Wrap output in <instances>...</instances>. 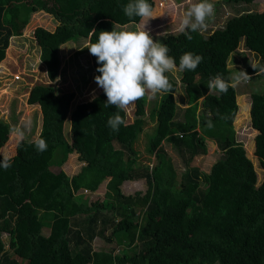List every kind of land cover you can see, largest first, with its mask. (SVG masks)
<instances>
[{
	"label": "trees",
	"instance_id": "obj_1",
	"mask_svg": "<svg viewBox=\"0 0 264 264\" xmlns=\"http://www.w3.org/2000/svg\"><path fill=\"white\" fill-rule=\"evenodd\" d=\"M158 1L147 0L153 14ZM224 1L249 5L254 0ZM128 2L0 0V61L10 48L9 38L20 35L30 12L42 11L57 22L52 32L40 27L32 32L46 78L53 84L32 86L26 100L39 105L38 136L45 139L47 150L37 151L35 139L17 141L8 146L11 167H0V264H264V72L244 68L261 83L248 94L249 125L256 132L253 155L263 171L258 185L250 160L234 138L235 89L226 94L208 89L217 73L225 79L231 76L226 61L239 44L264 67V11L230 17L210 32H188L191 40L182 33L164 37L161 43L167 44L177 67L185 52L204 59L195 71L180 72L186 104L180 120L174 100L177 83L171 78V93H159L146 114L153 122L145 150L154 164L148 169L136 165L134 149L145 125L144 98L133 104L134 118L128 121L124 110L105 106L103 90L69 112L74 93L55 86L59 46L74 39L95 42L93 29L111 31L113 24L129 23L122 11ZM88 54L94 76L99 75L95 69L100 65ZM113 112L124 120L118 132L107 126ZM9 136L0 123V149ZM206 141L216 145L220 157L205 173L190 162L206 154ZM163 142L180 158L183 169L178 173L161 148ZM72 152L82 163L79 171L72 176L54 171ZM105 179L103 200L88 205L78 201L80 190L94 192ZM137 179L144 181L143 193L121 192L124 182ZM93 238L114 244L93 251Z\"/></svg>",
	"mask_w": 264,
	"mask_h": 264
},
{
	"label": "rangeland",
	"instance_id": "obj_2",
	"mask_svg": "<svg viewBox=\"0 0 264 264\" xmlns=\"http://www.w3.org/2000/svg\"><path fill=\"white\" fill-rule=\"evenodd\" d=\"M192 2H196V0H192ZM211 2L214 4L215 8L214 15L206 21V30L200 32H205L207 30L210 32L215 28H219L228 18L237 16L246 11H264V0H254L249 5H231L224 0H211ZM154 5L157 7L153 14L154 19L148 22H141L139 20L138 23L141 25L147 23L145 25V31L149 33L154 41L158 40L162 42L166 35L179 33L176 31V28L179 25L183 11L189 5V0H161L155 2ZM56 25V21L53 20L50 15L42 11H32L27 15L26 23L21 28L20 35L14 36L8 40V46L11 49L7 47L9 49L4 52V59L2 62L3 70L0 72V91L2 89L6 91L5 94L0 93V123L6 127L10 135L8 137V142L0 149V156L3 159L9 158L11 155L8 146L17 142V138L14 137L11 132L13 128L22 127L24 131L23 141H33L38 135L41 123L39 108L37 105L30 106L26 104V93L36 84L46 85L53 84V82L47 80L44 65L38 59L39 49L32 37V31L40 27L46 31L52 32ZM86 46V39H74L62 44L58 48V69L55 86L60 89V92L74 93L72 105L87 100L102 90L94 82L95 76L90 67V59L88 50L85 48ZM257 61L259 60L252 53L244 50L242 44H239L236 52L232 53L227 58L226 63L227 68L234 73V66L237 70H244L245 66L251 68L250 64H255ZM232 72L231 75L233 74ZM166 75L177 83L174 100L179 110L176 120H180L181 110L186 107L183 99L182 87L179 84L180 72L166 73ZM16 76L18 80H15ZM254 77H251L247 83H242L234 88L237 94L235 97L237 111L232 122V127L235 141L242 145L246 158L250 160L252 164L256 176V185H258L263 178V171L259 168L257 159L253 155V138L256 133L250 128L248 115V94L261 85L260 81L254 79ZM159 97V94L154 98H149L148 96L144 97L145 114L143 118L145 120V125L134 142V149L138 154L136 165L147 167L148 169L154 164L153 158L147 155L145 150L148 138L153 133V122L146 114L149 112L154 102L157 103ZM241 107L244 108V111L241 110ZM133 110L134 105L124 110L128 121L134 118ZM63 127L65 129L67 127L66 124H64ZM161 148L169 157L174 170L177 173L181 171L183 166L176 150L164 142L161 144ZM5 150L7 152H5ZM219 157L220 152L216 145L212 141H206V154L195 156L190 162V166H194L199 171L206 173L211 164ZM79 163L77 155L72 152L67 155L65 162L59 168L54 169V171L60 169L65 175L69 176L79 171L81 165L78 166ZM105 183L106 179L100 183L94 192L78 193V195L81 196V198H78V201L80 203L82 202L84 205H88L91 202L103 200ZM120 190L123 194L128 195L137 191L143 193L145 190L144 181L142 179H137L124 182ZM41 233L45 236L48 231L44 228ZM108 233L109 229L106 230L105 235H108ZM1 239L4 243V249L7 250L6 235H2ZM113 244L114 243H111L110 245L112 246ZM110 245L101 238H93L90 242L93 251L107 250ZM117 252V250H114V254H117Z\"/></svg>",
	"mask_w": 264,
	"mask_h": 264
},
{
	"label": "clouds",
	"instance_id": "obj_3",
	"mask_svg": "<svg viewBox=\"0 0 264 264\" xmlns=\"http://www.w3.org/2000/svg\"><path fill=\"white\" fill-rule=\"evenodd\" d=\"M122 11L129 18V23L124 25L113 24L111 31L101 30L97 33L93 29L91 35H95L96 40L95 42L89 41L85 48H87L90 55L96 58V63L100 65L95 69L99 75L94 77V82L103 90L107 98L105 106L127 110L136 101L146 96L154 98L159 93H171L173 85L166 73L184 72L185 70L195 71L204 58L192 52H185L179 57L177 67L176 60L168 55L169 48L167 44L158 40L154 41L149 33L145 31L147 23L141 25L135 20L137 17L141 21L147 22L154 19L152 5L147 0H129L123 6ZM214 11V4L211 0H196V2L189 0V5L182 13L176 31L186 34V39L191 40L192 36L187 33L206 30V21L214 15ZM250 66L254 72L258 67L260 72H264V67L259 66V61L250 64ZM234 69V73L227 79L220 73L211 77L208 89L226 94L229 88L234 89L251 79L244 70H236L235 66ZM15 80H18L17 76ZM27 96L28 92L26 93V100ZM73 99L74 97L71 103ZM34 104L39 107L37 103ZM73 106L70 105L69 112ZM123 123L124 120L119 112H113L107 120V126L114 132H118L119 126ZM207 127H213L211 120L207 121ZM11 132L18 142L24 139L22 127H15ZM34 144L39 152L47 150V143L40 136L35 138ZM0 167L4 169L11 167L10 160L5 158L0 162ZM87 192L86 190H80L79 193Z\"/></svg>",
	"mask_w": 264,
	"mask_h": 264
},
{
	"label": "crops",
	"instance_id": "obj_4",
	"mask_svg": "<svg viewBox=\"0 0 264 264\" xmlns=\"http://www.w3.org/2000/svg\"><path fill=\"white\" fill-rule=\"evenodd\" d=\"M30 106H36L35 104H33V105H30ZM39 108V107H38ZM39 113H40V110H39ZM40 116H41V113H40ZM41 121V120H40ZM40 125H41V123H40ZM77 155V154H76ZM80 165V163L78 164V166ZM59 170V169H58ZM75 174V173H74ZM73 174H71V175H69V176H72Z\"/></svg>",
	"mask_w": 264,
	"mask_h": 264
}]
</instances>
